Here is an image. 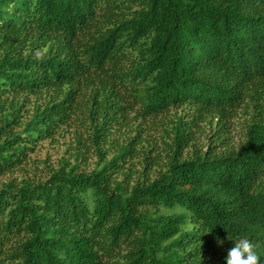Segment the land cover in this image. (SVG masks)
Returning <instances> with one entry per match:
<instances>
[{"label":"trees","instance_id":"obj_1","mask_svg":"<svg viewBox=\"0 0 264 264\" xmlns=\"http://www.w3.org/2000/svg\"><path fill=\"white\" fill-rule=\"evenodd\" d=\"M241 238L264 264V0H0V264H225Z\"/></svg>","mask_w":264,"mask_h":264},{"label":"rangeland","instance_id":"obj_2","mask_svg":"<svg viewBox=\"0 0 264 264\" xmlns=\"http://www.w3.org/2000/svg\"><path fill=\"white\" fill-rule=\"evenodd\" d=\"M237 135V134H236ZM71 136V134H70ZM66 135L65 139H58L54 141H44L37 146L34 153L30 154L31 167L33 169L25 172H15L12 175H7L3 178L4 181L19 178H35L38 175L43 176L46 166H57L58 161L64 155L66 144L70 139ZM237 139V138H236ZM35 173V174H34Z\"/></svg>","mask_w":264,"mask_h":264},{"label":"clouds","instance_id":"obj_3","mask_svg":"<svg viewBox=\"0 0 264 264\" xmlns=\"http://www.w3.org/2000/svg\"><path fill=\"white\" fill-rule=\"evenodd\" d=\"M233 246L227 250L224 257L225 264H258V255L253 250V245L246 238L232 240ZM222 244V240H217Z\"/></svg>","mask_w":264,"mask_h":264}]
</instances>
